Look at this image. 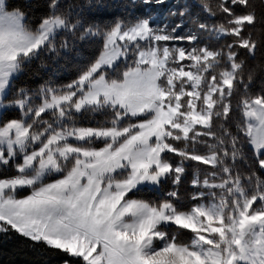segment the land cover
I'll use <instances>...</instances> for the list:
<instances>
[{
  "label": "snow or ice",
  "instance_id": "1",
  "mask_svg": "<svg viewBox=\"0 0 264 264\" xmlns=\"http://www.w3.org/2000/svg\"><path fill=\"white\" fill-rule=\"evenodd\" d=\"M44 7L0 0V235L60 264H264V0Z\"/></svg>",
  "mask_w": 264,
  "mask_h": 264
},
{
  "label": "trees",
  "instance_id": "2",
  "mask_svg": "<svg viewBox=\"0 0 264 264\" xmlns=\"http://www.w3.org/2000/svg\"><path fill=\"white\" fill-rule=\"evenodd\" d=\"M194 0H189V3H193ZM13 5H18L28 13V21L33 26L38 22V17L46 11L44 7L46 0H9ZM171 2V0H170ZM257 6L259 0H253ZM169 5H165L164 9H160V16H163L164 11ZM259 10V9H258ZM111 15L121 14V10L114 9L110 10ZM254 38L260 39L264 35V29L257 24L256 29L253 32ZM94 46H89L88 50L92 51ZM260 54L258 52L255 61L250 60V65L260 63ZM43 62L49 65L47 68H40L38 65ZM63 63V61H61ZM50 57L46 54H42L39 60H33L30 64L25 65L24 71L15 79L14 83L19 85H26L29 87H35L41 83L44 79L53 75V68ZM74 75V70L69 64L66 68L55 72V79L58 83L67 82ZM264 89V72H259L255 77L251 90L253 93ZM186 185L182 186L181 191L183 192ZM11 239L0 235V264H60L64 257L59 254L53 255L51 252L45 250L42 246L30 248L29 241L24 240L15 233L10 234Z\"/></svg>",
  "mask_w": 264,
  "mask_h": 264
},
{
  "label": "rangeland",
  "instance_id": "3",
  "mask_svg": "<svg viewBox=\"0 0 264 264\" xmlns=\"http://www.w3.org/2000/svg\"><path fill=\"white\" fill-rule=\"evenodd\" d=\"M192 2H194V1H192ZM10 115H11V113H10Z\"/></svg>",
  "mask_w": 264,
  "mask_h": 264
}]
</instances>
